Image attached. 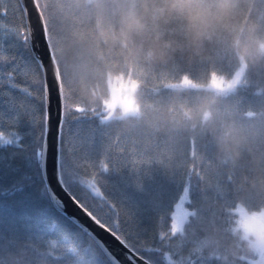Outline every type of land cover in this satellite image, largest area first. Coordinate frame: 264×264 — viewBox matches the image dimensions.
Here are the masks:
<instances>
[{
	"label": "trees",
	"instance_id": "trees-1",
	"mask_svg": "<svg viewBox=\"0 0 264 264\" xmlns=\"http://www.w3.org/2000/svg\"><path fill=\"white\" fill-rule=\"evenodd\" d=\"M37 2L63 89L66 188L155 264H178L171 242L190 238L206 244L191 264H252L259 251H246L251 235L239 220L242 210H264V0H236L238 26L195 45L165 0ZM14 4L0 0L19 31L18 42L0 40V71L23 73L22 88L0 77V264H114L50 199L35 154L46 127L44 78ZM128 14L143 27L125 35ZM97 89L110 99L89 104L84 93Z\"/></svg>",
	"mask_w": 264,
	"mask_h": 264
},
{
	"label": "water",
	"instance_id": "water-1",
	"mask_svg": "<svg viewBox=\"0 0 264 264\" xmlns=\"http://www.w3.org/2000/svg\"><path fill=\"white\" fill-rule=\"evenodd\" d=\"M19 1L24 11L29 45L41 66L44 77L48 151L46 155L42 152L41 168L49 195L50 193L56 195V200H53L50 195L55 208L86 231L114 264H152L131 249L116 233L99 222L65 187L60 174V136L57 135V122L61 112L64 113V96L59 69L37 0ZM46 82L51 85L50 90L46 87ZM69 197L78 201L98 223H92Z\"/></svg>",
	"mask_w": 264,
	"mask_h": 264
},
{
	"label": "clouds",
	"instance_id": "clouds-1",
	"mask_svg": "<svg viewBox=\"0 0 264 264\" xmlns=\"http://www.w3.org/2000/svg\"><path fill=\"white\" fill-rule=\"evenodd\" d=\"M165 4L169 14H178L183 17L193 45L198 44L204 37L219 28L231 31L238 26V18L234 13L236 0H165ZM142 27L141 21L135 14H128L124 19L123 34L126 35ZM110 38L116 41L120 39V36ZM233 44L239 48L241 56L251 55L250 47L239 43L238 37L234 39ZM258 44L264 45V41ZM84 96L89 104L97 99L101 101L105 98L110 99V96H104L103 89H97L95 92L87 91ZM253 226L254 231L245 245L249 253L264 250V220L257 219Z\"/></svg>",
	"mask_w": 264,
	"mask_h": 264
},
{
	"label": "rangeland",
	"instance_id": "rangeland-1",
	"mask_svg": "<svg viewBox=\"0 0 264 264\" xmlns=\"http://www.w3.org/2000/svg\"><path fill=\"white\" fill-rule=\"evenodd\" d=\"M11 2V0H1ZM17 5L20 7V1L15 0L14 6ZM13 6V7H14ZM6 16L0 15V40H4L5 38H12L18 42L19 31L14 27L15 25L12 22H9L5 19ZM225 53L221 55L223 58ZM225 65V61L223 60L221 66ZM237 79V74H236ZM119 103L123 106H129V102L124 99L123 97H118ZM35 106H31L30 110L33 111ZM29 164H31L29 162ZM184 204L181 202L176 204V211H175V221H176V229L179 228V224L182 222L183 217L186 215V211ZM242 210V208H241ZM132 212H129V216L126 217L124 215L123 220L129 224H133L134 216H132ZM242 218L239 220V224L244 227V229L252 235L254 231V222L257 219L264 220V210L257 211V212H248L246 210H242L241 212ZM126 224V223H125ZM133 234H137L136 232H131ZM145 234V233H144ZM150 240V239H149ZM206 248V244L202 242L199 238H190V239H175L171 242L170 245V253L168 258L171 259L173 262H177L178 264H191L194 257L201 255L204 253ZM257 253L258 257L252 260V264H264V250H258Z\"/></svg>",
	"mask_w": 264,
	"mask_h": 264
},
{
	"label": "snow or ice",
	"instance_id": "snow-or-ice-1",
	"mask_svg": "<svg viewBox=\"0 0 264 264\" xmlns=\"http://www.w3.org/2000/svg\"><path fill=\"white\" fill-rule=\"evenodd\" d=\"M45 54H46V50H45ZM42 59H43V56H42ZM16 67L18 66H14L12 69H10L9 71H7L6 73H4L3 71H0V77H7L8 79V84H9V87H16V88H22L21 85L17 84L16 83V76L18 74H23L22 72L21 73H17L16 71ZM3 85H0V87H2ZM46 87L50 90L51 89V85L47 84L46 82ZM46 119H48V117H46ZM62 128H63V113L61 112L60 114V118L57 122V135L60 136L61 133H62ZM41 141H42V148H37L35 150V154L37 156H40L41 153L43 152L45 155L47 154V151H48V148H47V144H48V141H47V129H45L42 134H41ZM21 147L23 146L22 144L20 145ZM104 168H107L108 165L107 163H105L103 165ZM97 191H99V189H97ZM102 194V193H101ZM51 197L53 200H56V195L55 193H50ZM70 200H72V202L81 210L84 212V215L88 217V219L90 221H92V223H98L95 218L93 217V215L88 212L86 209L83 208L82 205L79 204L78 201H75L74 198L72 197H69ZM113 207H115V205H113Z\"/></svg>",
	"mask_w": 264,
	"mask_h": 264
},
{
	"label": "bare ground",
	"instance_id": "bare-ground-1",
	"mask_svg": "<svg viewBox=\"0 0 264 264\" xmlns=\"http://www.w3.org/2000/svg\"><path fill=\"white\" fill-rule=\"evenodd\" d=\"M4 13H2V14H0V15H3ZM15 28L18 30V28L15 26ZM233 46V45H232ZM232 46H230V47H232ZM230 47H227L224 51H225V53H226V55H228V53L231 51V49H230ZM226 60H228V59H230V58H228V57H224Z\"/></svg>",
	"mask_w": 264,
	"mask_h": 264
}]
</instances>
